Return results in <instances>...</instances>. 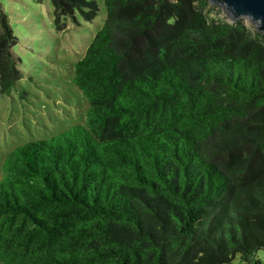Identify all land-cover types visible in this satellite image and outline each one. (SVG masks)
Instances as JSON below:
<instances>
[{
	"label": "trees",
	"instance_id": "16d2710c",
	"mask_svg": "<svg viewBox=\"0 0 264 264\" xmlns=\"http://www.w3.org/2000/svg\"><path fill=\"white\" fill-rule=\"evenodd\" d=\"M102 3L73 65L82 124L1 162L0 264H260L264 35L209 0ZM14 38L0 7L1 95L22 77Z\"/></svg>",
	"mask_w": 264,
	"mask_h": 264
},
{
	"label": "rangeland",
	"instance_id": "374dc122",
	"mask_svg": "<svg viewBox=\"0 0 264 264\" xmlns=\"http://www.w3.org/2000/svg\"><path fill=\"white\" fill-rule=\"evenodd\" d=\"M95 1L98 12L87 21L62 3L55 15L57 0H0L15 36L12 52L20 59L16 67L22 74L9 95L0 94V165L14 147L82 124L87 103L71 78L73 65L105 19L102 0ZM210 7L209 19L229 22L219 7ZM240 21L256 32L252 24ZM255 260L264 264V249ZM238 262L236 257L234 263Z\"/></svg>",
	"mask_w": 264,
	"mask_h": 264
},
{
	"label": "water",
	"instance_id": "95a60500",
	"mask_svg": "<svg viewBox=\"0 0 264 264\" xmlns=\"http://www.w3.org/2000/svg\"><path fill=\"white\" fill-rule=\"evenodd\" d=\"M209 4L219 7L229 23L244 19L264 35V0H209Z\"/></svg>",
	"mask_w": 264,
	"mask_h": 264
}]
</instances>
